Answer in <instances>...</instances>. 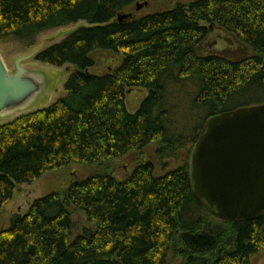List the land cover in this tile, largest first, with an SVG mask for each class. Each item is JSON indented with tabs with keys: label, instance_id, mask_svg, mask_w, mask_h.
I'll list each match as a JSON object with an SVG mask.
<instances>
[{
	"label": "trees",
	"instance_id": "16d2710c",
	"mask_svg": "<svg viewBox=\"0 0 264 264\" xmlns=\"http://www.w3.org/2000/svg\"><path fill=\"white\" fill-rule=\"evenodd\" d=\"M144 2L151 6L0 0V41L34 43L88 23L36 58L75 68L64 95L0 125V212L17 185L72 164L94 170L0 230V264H251L264 252V217L216 218L195 197L190 173L208 118L264 105V0H192L156 12L137 9ZM211 26L225 33L223 51L207 45ZM101 51L120 56L118 66L91 71ZM136 88L149 94L131 113L125 97ZM134 152L144 158L118 172ZM78 212L89 223L81 232Z\"/></svg>",
	"mask_w": 264,
	"mask_h": 264
},
{
	"label": "water",
	"instance_id": "95a60500",
	"mask_svg": "<svg viewBox=\"0 0 264 264\" xmlns=\"http://www.w3.org/2000/svg\"><path fill=\"white\" fill-rule=\"evenodd\" d=\"M147 5L138 3L137 9ZM131 16L119 14L118 21ZM53 41L46 39L30 54L17 58L12 72L0 53V118L23 115L19 112L45 85L41 74L29 72L24 62L36 59ZM190 171L195 197L216 218L249 222L264 217V105L208 118L194 146Z\"/></svg>",
	"mask_w": 264,
	"mask_h": 264
},
{
	"label": "rangeland",
	"instance_id": "374dc122",
	"mask_svg": "<svg viewBox=\"0 0 264 264\" xmlns=\"http://www.w3.org/2000/svg\"><path fill=\"white\" fill-rule=\"evenodd\" d=\"M151 6L148 5L143 7L144 11L156 12L163 9L174 8L178 4H186L192 0H150ZM88 26L87 22L80 21L65 27L56 28L47 32L40 34L34 43H29L26 41L18 39H9L0 41V53L8 67L12 72L15 71V61L17 58L30 54L39 46H42L46 39L53 38L54 41L49 43L50 46H54L60 43L70 34L77 31L82 27ZM211 33L208 35L207 45L211 49L224 50L228 46L225 42V33L223 30L215 29L211 26ZM210 27V28H211ZM96 65L91 71L94 72H105L106 70H113L118 66L121 61L120 56H116L111 52L101 51L95 56ZM24 66L29 72H36L42 77L45 85L41 88L35 98L30 104L20 111V114H26L30 111L45 109L55 103L59 98H61L65 93V83L67 82L70 75L74 72V67L70 64L56 67L52 65L45 64L37 59H31L24 62ZM108 68V69H107ZM148 90L146 88H136L127 90L125 104L129 112L134 113L137 111L143 101L148 96ZM18 112V111H17ZM17 114H8L0 118V125L9 122L15 118ZM146 156V153H145ZM144 158L143 153H130L127 155L123 161H121L118 166V172L123 173V168L125 170H132L133 167ZM123 170V171H122ZM94 170L92 167H85L80 165H69L65 168L53 170L44 174L38 180L31 183H24L17 185L14 190L13 199L8 203L3 210L0 212V230L8 229L11 225V221L17 215H24L29 211L31 204L41 197H44L53 192L64 193L67 191L71 183L75 179H82L83 177L89 176ZM125 172V171H124ZM160 173L157 172V175ZM120 179H123L121 177ZM72 219L78 225L76 232H81L84 230L87 222V217L85 213L78 212ZM251 264H264V252L256 254L251 257Z\"/></svg>",
	"mask_w": 264,
	"mask_h": 264
}]
</instances>
